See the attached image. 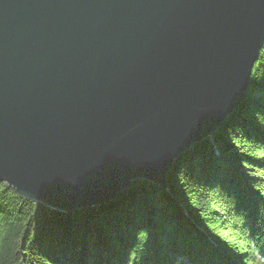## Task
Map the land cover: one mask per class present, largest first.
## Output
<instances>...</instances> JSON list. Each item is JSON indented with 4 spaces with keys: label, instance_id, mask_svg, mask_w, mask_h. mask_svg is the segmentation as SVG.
<instances>
[{
    "label": "water",
    "instance_id": "water-1",
    "mask_svg": "<svg viewBox=\"0 0 264 264\" xmlns=\"http://www.w3.org/2000/svg\"><path fill=\"white\" fill-rule=\"evenodd\" d=\"M263 48L264 0H0V184L62 213L166 189Z\"/></svg>",
    "mask_w": 264,
    "mask_h": 264
},
{
    "label": "trees",
    "instance_id": "trees-1",
    "mask_svg": "<svg viewBox=\"0 0 264 264\" xmlns=\"http://www.w3.org/2000/svg\"><path fill=\"white\" fill-rule=\"evenodd\" d=\"M0 264H264V48L241 105L166 189L137 180L62 213L0 184Z\"/></svg>",
    "mask_w": 264,
    "mask_h": 264
}]
</instances>
